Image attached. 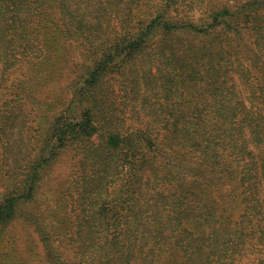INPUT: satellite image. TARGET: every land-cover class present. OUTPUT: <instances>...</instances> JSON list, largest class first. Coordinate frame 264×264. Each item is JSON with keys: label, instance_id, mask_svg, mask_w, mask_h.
Listing matches in <instances>:
<instances>
[{"label": "trees", "instance_id": "trees-1", "mask_svg": "<svg viewBox=\"0 0 264 264\" xmlns=\"http://www.w3.org/2000/svg\"><path fill=\"white\" fill-rule=\"evenodd\" d=\"M0 264H264V0H0Z\"/></svg>", "mask_w": 264, "mask_h": 264}, {"label": "rangeland", "instance_id": "rangeland-1", "mask_svg": "<svg viewBox=\"0 0 264 264\" xmlns=\"http://www.w3.org/2000/svg\"><path fill=\"white\" fill-rule=\"evenodd\" d=\"M70 61L73 59L78 61L81 57L79 53L71 48L69 49ZM74 150L68 148L61 156L54 162V166L51 169L44 171V184L43 189L45 196L42 203H47L50 208H55L56 199L61 193L66 190L70 179V169L72 164V156ZM60 197V196H59ZM46 214V213H45ZM51 214V213H50ZM47 215V214H46ZM51 217V215H48ZM15 234H17L18 242L22 253L29 251L28 253H37L43 252L40 244V239L33 227L26 225L22 222L14 223Z\"/></svg>", "mask_w": 264, "mask_h": 264}]
</instances>
